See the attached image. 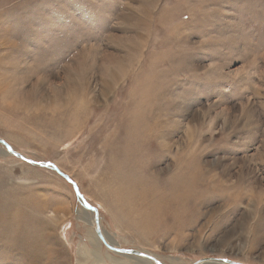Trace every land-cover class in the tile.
I'll return each instance as SVG.
<instances>
[{"label":"rangeland","instance_id":"1","mask_svg":"<svg viewBox=\"0 0 264 264\" xmlns=\"http://www.w3.org/2000/svg\"><path fill=\"white\" fill-rule=\"evenodd\" d=\"M0 138V264H264V0H0Z\"/></svg>","mask_w":264,"mask_h":264},{"label":"water","instance_id":"2","mask_svg":"<svg viewBox=\"0 0 264 264\" xmlns=\"http://www.w3.org/2000/svg\"><path fill=\"white\" fill-rule=\"evenodd\" d=\"M0 141L9 148V150L11 151V153L19 156L20 158L25 159L27 161H30V162H32L33 164H36V165L49 166V167L57 170L59 173H61L62 175H64L71 183L74 184V186L76 188V193L79 196H82L81 193H80V191H79L78 186L76 185V183L72 179H70V177H68V175H66L65 173H63L62 171H60L53 163H50V162H40V161H35L33 159H29L25 155H23L21 153H18L17 151H14L12 149V147L6 141H4L3 139L0 138ZM87 207H90V206L88 205ZM92 209L96 212V216L95 217H96V222H97L98 221V209L97 208H92ZM97 229L100 232V229L98 227V222H97ZM100 235H101V232H100ZM109 247L113 248L111 245H109ZM118 252H121V253H132V254H139V255H147L146 253H143V252H140V251H137V250H130V249H120ZM158 263L161 264L159 261H158ZM238 264H240V263H238Z\"/></svg>","mask_w":264,"mask_h":264},{"label":"bare ground","instance_id":"3","mask_svg":"<svg viewBox=\"0 0 264 264\" xmlns=\"http://www.w3.org/2000/svg\"><path fill=\"white\" fill-rule=\"evenodd\" d=\"M42 166V165H41ZM83 204L85 205V207L86 208H88L87 206H88V204L87 203H85L84 201H83ZM89 221L91 222V219H89ZM109 245H111L112 247H116L113 243L111 244V242L109 243ZM116 252H118L117 250H115ZM120 253V252H119ZM122 254H124V253H122ZM126 255H128V254H126ZM129 257H132V258H134V259H137V261L140 263V264H152V262H151V259L150 258H147V259H144V258H142V257H140V256H138V255H128ZM118 262V261H117ZM121 262V261H120ZM207 263L208 264H223V261H221V262H219V263H217V261L216 262H208L207 261ZM207 263H203V264H207Z\"/></svg>","mask_w":264,"mask_h":264}]
</instances>
